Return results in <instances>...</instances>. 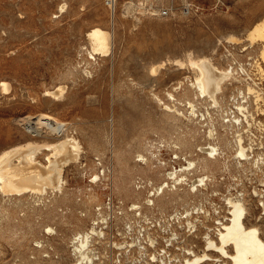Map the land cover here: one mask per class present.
I'll use <instances>...</instances> for the list:
<instances>
[{"label": "rangeland", "instance_id": "obj_1", "mask_svg": "<svg viewBox=\"0 0 264 264\" xmlns=\"http://www.w3.org/2000/svg\"><path fill=\"white\" fill-rule=\"evenodd\" d=\"M62 3L65 6L60 11ZM163 7L169 8L167 14H160ZM113 8L112 16L106 0H0V151L27 141H55V134L44 127L40 133L26 127L27 120H34L39 113L63 121L61 135L74 136L80 143L77 159L64 168L62 190L47 189L42 194L27 191L23 195L0 191V264H73L76 243L72 237L88 231L93 222L144 221L128 209L133 202L143 215L170 223L165 232H179L182 251L193 246L200 252L205 229L196 224V233H191L186 220L194 218L190 212L206 198L190 193L186 184L165 187L162 193H155V189L164 181L165 169L184 163L183 155L196 162L199 174L215 175L227 160L232 170L238 171L231 162L236 151L233 135L224 130L221 116L236 110L234 105L245 89L240 65L254 62L264 74L261 45L247 38L248 30L264 17V0H116ZM93 26L112 33L110 53L95 55V59L87 51V31ZM201 56L232 71L217 95L220 106L216 108L208 99L193 97L190 78L186 77L192 71L174 63V59ZM160 63L163 65L153 74L152 65ZM2 81L8 83V89ZM57 85L64 87L60 97L45 94ZM158 98L166 104L174 102L186 116L191 108L186 101L191 100L198 117L189 115L190 122L183 115L178 119L170 116ZM203 109L206 113L202 118L199 112ZM208 126L219 134L215 136L223 146L222 161L203 160L205 154L198 149L215 141L209 137ZM144 147L159 153L147 165L136 160ZM46 152L43 149L37 159L44 163ZM157 158L167 161L166 165L157 163ZM204 163L206 169L200 167ZM94 174H98L97 179ZM229 177L213 179L207 192L233 183ZM245 184L250 190L248 180ZM152 191L155 194L150 196ZM147 197L152 198L151 205L144 200ZM210 198L220 201L216 196ZM245 204L247 224H257L264 237L260 208L253 201ZM176 212L184 214L180 222L173 219ZM256 215H260L257 220ZM45 224L55 233L47 232ZM205 224L211 226L212 220Z\"/></svg>", "mask_w": 264, "mask_h": 264}, {"label": "bare ground", "instance_id": "obj_2", "mask_svg": "<svg viewBox=\"0 0 264 264\" xmlns=\"http://www.w3.org/2000/svg\"><path fill=\"white\" fill-rule=\"evenodd\" d=\"M115 1L116 0H106V2H110L111 7L115 4ZM64 6H65V3H62L59 7V10L61 11L64 8ZM126 7H128V5ZM111 14H113V13H111ZM247 33H248L247 38H249V40L252 43L253 42H259L260 43V45H261V47H260V58L262 60H264V17H262V19L260 21L255 23L248 30ZM87 38H88V41L90 44V48L88 50L87 49L86 50L88 51L90 58L95 59V55L106 56L110 53V50L112 47L111 46L112 45V33L109 29L103 28L101 26H93L92 28H90L87 31ZM234 38H236V37H234ZM232 39H233V37H232ZM84 49H85V47H84ZM87 51H86V53H87ZM87 63H89V62L87 61ZM174 63L179 65L181 68L186 67L187 69L192 71V75L186 76V77L190 78L189 86L191 85L193 88V93H192L193 97L196 99L198 97H201L205 101H207V99H208V101L210 102L209 104H213L214 107L216 108V105L218 104V99H217L218 96L217 95H218V93H220L222 91L223 84H224L225 80L232 74V71L230 69H229L230 71H228L227 68L226 69L219 68L218 66H216L212 62L211 58L206 57V56H201V57H196V58L189 57L185 61H183L181 59H174ZM162 65H163V63L157 64L155 66L152 65L151 72L153 74H155L156 72H158L157 71L158 68L161 67ZM261 71H264V69H261ZM237 79L239 80L238 77H237ZM240 79H241V77H240ZM181 83H182V81L180 80L178 82V86H180ZM1 84L3 85L4 89H8V83L7 82L2 81ZM63 89H64V87L62 85H57L56 87L52 88L51 90H46L45 94L57 98V97H60L62 95ZM247 90H248V92H250V91H252V88L250 86H247ZM168 96H170V97H172V99H174L172 92H168ZM189 99H190V97H189ZM203 99H202V102H203ZM158 100L164 105V110H166V112L170 116H174V117L176 116V118H177V116L183 115L187 120H190V122L192 119L190 117L191 115L198 116V114L194 110V106H196V105L191 100L187 99V101H186L188 103V105L191 107L189 110L190 116L189 115L186 116V114L183 113L184 110L183 111L180 110L181 108L179 109L175 105L174 102H172V104H166V103L162 102L160 100V98H158ZM199 106H197V107H199ZM203 111H204V109H203ZM206 111H208V108ZM197 112H199V111H197ZM204 113H206V112L205 111L201 112V113L199 112V116L204 117ZM207 114H208V112H207ZM207 114L205 117H207L209 115V114L208 115ZM164 117H165V115H164ZM209 117L210 116H208V118ZM32 118H34V120H30V119L27 120L26 127L31 128L36 133L42 132L43 127H44L49 133L55 134L56 140L53 142L45 143V144L38 143L36 141H27L24 144L10 146V147H7V148L1 150L0 151V191L3 193H16L17 195H23L27 191L31 192V193H38V194H42V193L46 192L47 189H50L52 191H56V190L60 191V190H62L61 188H63L62 185H63V182L65 181L64 180V168H65V166H67L70 162H73L77 159V155H78V152L80 150V143H79L78 139H76L74 136H68V135L62 136L61 135V134H63V131H65V128H64L65 123L63 121L56 120L55 118H53L52 116H50L49 114H46V113H39L38 115H35ZM182 119H183V117H182ZM210 119H208L207 121H209ZM180 121H182V120L180 119ZM215 121H216V119H215ZM193 122H195V121H193ZM203 124H205V123H203ZM176 126H178V125H176ZM209 127L210 126H208V129L210 130ZM224 130H226V129H224ZM191 131L193 132V130H191ZM152 132H153V130H152ZM226 132H228V131H226ZM200 134H202V133H200ZM212 134L213 133L210 130L209 136L212 137L213 136ZM216 134H218V133L216 132ZM220 135H222V133ZM225 135H226V133H225ZM218 136H219V134H218ZM216 139H218V138H216ZM230 139H231V137H230ZM237 139H238L237 140L238 148L236 149L237 156H240L239 158H246L247 156L245 153V146H243L242 142H240V141H242V138L239 136ZM229 141L230 140H228V142ZM149 142H150V140H149ZM155 142H156V140H155ZM219 142H218V144H219ZM148 143H147V147H151V146H148L151 143H149V144ZM162 143H164V142H162ZM168 144H169V142H168ZM145 145L146 144H144V146ZM152 145H153V143H152ZM155 145H157V144H155ZM224 145H226V144H224ZM233 145H235V144H232V146ZM232 146L229 149H231ZM147 147H144L145 148L144 151L149 153V155H146L144 153V151L139 152L138 154L136 153L138 155V159L136 158V160L137 161L140 160L143 162V164H146V165L149 163V161L152 157H155L156 154L159 155V153H157V151L152 152V150H150ZM177 147H178V144H177ZM226 147H225V149H226ZM43 149L48 151L44 154V157H43L44 158L43 160H45L44 163L41 162L39 159H37L38 153L42 152ZM156 149H157V147H156ZM199 149L202 152L208 151V153H212L213 151L215 152V150L217 148L215 147L214 144H209L208 146L200 145ZM225 149H224V151H225ZM128 154H129V152H128ZM128 154L126 157H128ZM233 154H232V156H233ZM229 155H231V153ZM229 155H228V157H229ZM132 156H134V155H132ZM122 157H124V156H122ZM122 157H120V158L122 159ZM177 158H178V156H177ZM229 158H227V159H229ZM157 159L159 160L160 158H157ZM204 159L205 160H212L207 155L203 156V160ZM219 160H220V158H219ZM220 161H222V160H220ZM157 163L161 164L162 162H161V160H159ZM195 163L196 162H194V160H192V159L188 160V165H190V166H192ZM188 167H186V168H188ZM200 167L201 168L203 167V169L204 168L206 169L207 164L204 163V165H200ZM188 170H190V169H188ZM217 171H219V170H217ZM175 172L176 171L174 170V172L168 173V175H173ZM213 173H214V171H213ZM181 175L184 176V179L186 178L184 174H181ZM94 176L97 179L98 174H94ZM199 180L200 181L203 180V175L199 178ZM158 183H160V182H158ZM155 185H157V184H155ZM194 185H195V181L192 180V182L190 183V186L193 187ZM161 186H162V182L155 189V193H162L163 192V187H161ZM152 187H154V186H152ZM177 189H178V187H177ZM177 189H175V191H178ZM150 190L151 189H149L148 191H150ZM172 191L174 192V189ZM188 192H190V191H188ZM168 193H170V192H168ZM65 194H67V193H65ZM62 197H63V195H62ZM64 197H66V196H64ZM144 200L146 201L147 204H151L153 202L152 198H148V197ZM156 200H157V198H156ZM61 201H62V199H61ZM228 202L230 204L229 217L227 218L226 222L222 223V226L219 229V231L216 233V236L211 237V236L206 235L205 238L203 239L204 244H203V247H202L200 252L196 253L194 250H191L190 248H186V249L184 248L188 254H191V256L185 258L184 262L182 264H205L206 262H218V261L223 262V264H264V237L261 236L262 233L260 231V227L257 224H253V223L247 224L246 213H248L247 212L248 210H247L246 204L242 198L230 197L228 199ZM132 206L138 208V206L135 205L134 202H133ZM48 214H45V215L47 216ZM100 214H101V211H100ZM256 216H257V217H255L256 220L260 218L259 217L260 215L259 216L256 215ZM187 222L191 224V221L189 219L187 220ZM40 226H41V224H40ZM43 228H46L47 232H50V233L54 232V229L51 225L45 224V225H43ZM90 231L95 232L96 230L94 227H92L90 229ZM82 232L83 233L80 234L81 239H79L78 244L76 243V245H75L77 248L79 256H83L84 251H85L84 249H85V247L88 243V240H89V231L86 230V232H84V231H82ZM96 233L100 234V231H97ZM74 234H76V232ZM78 236H79V234H78ZM72 238L74 239V237H72ZM13 240H15V239H13ZM19 240H21V239H19ZM36 243H37L36 244V246H37L38 240ZM72 249H74V248H72ZM72 253H74V252H72ZM153 258H155V256Z\"/></svg>", "mask_w": 264, "mask_h": 264}, {"label": "built area", "instance_id": "obj_3", "mask_svg": "<svg viewBox=\"0 0 264 264\" xmlns=\"http://www.w3.org/2000/svg\"><path fill=\"white\" fill-rule=\"evenodd\" d=\"M106 4L114 14V8L111 7L110 2H106ZM168 12V7H163L160 10V14L163 15ZM238 70L245 89L240 91L238 101L234 105L236 110L229 113L226 111L227 113L221 116V124L224 129L228 130V134L233 135L232 141L235 142L236 149L239 136L242 138L240 142L245 146L246 158H239L236 151L231 158L232 164L238 171L234 172L227 160L226 163L223 162L221 171L217 174H199L196 163L192 166L188 165V160L191 159H188L186 155L183 156L184 163L178 162L176 166L172 165L164 171V181L161 187L172 186L175 188L186 184L192 194H202L206 198L203 199L204 203L200 202L199 206H195L194 210L190 212V216L192 213L194 215V218L191 216L189 219L191 224L186 220L188 231L191 233H196L198 225L205 229L202 235L203 239L206 235L216 234L222 223L227 221L230 197L242 198L245 203L246 201L256 202L261 215H264V74L260 73L254 62L253 64L250 62L242 64ZM247 86H250L252 91L248 92ZM211 131L213 136L209 137L215 141H211L205 146L214 144L217 149L215 152L208 153L206 151L204 154L211 159H217L219 155L223 154V149L218 144L215 133L213 130ZM175 158H177L176 155ZM161 162L162 165H166L162 159ZM174 170L176 172L173 175H168ZM181 174H184L186 178L184 179ZM202 175L203 180L200 181L199 178ZM228 175H230L228 180H233V183L224 184L222 188L207 192L209 183L213 179L225 180ZM188 177L191 178L188 180ZM192 180L195 181L193 187L190 186ZM245 180H248V184L251 186L250 190L247 189ZM151 195H154V192H150ZM210 196H216L220 201L215 202L214 198L211 199ZM128 209L132 211L135 218L144 217V221L134 219L116 222V224L110 220L93 222L90 229L94 227L96 231L88 230L89 240L83 256H79L77 248L74 246L73 250L76 255L73 264H182L185 258L191 256L186 250H181L180 234L176 229H171L166 234L165 229L167 226H171L170 223L166 225L158 219L143 215L139 208L132 205ZM183 217L184 214H180V212L173 214V219L178 222ZM208 220H212L211 226L205 224ZM177 227H180L179 224ZM198 229L200 228L198 227ZM97 231H100V234H97ZM74 239L78 244L81 235ZM102 243L105 246H102ZM188 248L194 250L193 246ZM154 256L155 258H153Z\"/></svg>", "mask_w": 264, "mask_h": 264}]
</instances>
